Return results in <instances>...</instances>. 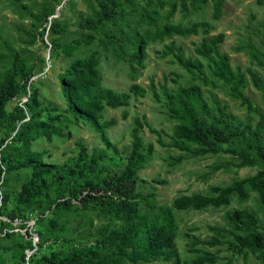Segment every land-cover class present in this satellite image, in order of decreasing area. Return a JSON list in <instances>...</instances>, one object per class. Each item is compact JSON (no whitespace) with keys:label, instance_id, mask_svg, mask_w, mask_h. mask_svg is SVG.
<instances>
[{"label":"rangeland","instance_id":"1","mask_svg":"<svg viewBox=\"0 0 264 264\" xmlns=\"http://www.w3.org/2000/svg\"><path fill=\"white\" fill-rule=\"evenodd\" d=\"M51 1L0 0V76L18 64H25L22 68H16V79L19 80V73L26 71L27 67L33 68L26 84L27 94L13 96L6 102L4 109L12 112L20 106L29 115L24 102L34 91L38 94V99L51 107H59L51 113L60 117L55 120V124L62 129L60 135H53L51 140H47L43 135L31 133L33 138L29 150L44 151V162L67 166L70 164L74 168L75 157L79 152H83L81 147L84 146V153L87 155L94 148L101 149L102 162L111 170L121 169L130 153V133L136 117L142 122L146 120L152 128L158 130L163 142L171 143L170 135L177 121L168 115L162 91L163 84H166L169 90L198 84L202 97L209 106L213 107L214 101H217L220 106L225 107L227 113L235 115L238 119L248 120L251 124L256 122L257 116L248 113L230 89L217 82L207 61L198 56L194 49L203 37L210 38L223 33L224 39L218 48L228 55L232 68L240 67L244 72L250 68L264 78V57L261 56L260 60H257L249 51V46H253L260 53H264V36L261 35L260 27L264 21V0H224L222 14L218 19L213 18L212 0L200 2L198 5H192L189 0H135L133 4L124 2L126 14H118L114 21L105 20L103 16L98 19V15L102 14L99 8L103 0H76L62 13L59 19L60 32L44 38L39 33V25L43 19V11L49 7ZM172 4L176 7L174 13L168 16ZM202 21L211 25L208 34L203 33L202 27L198 28L197 34H170L162 40L148 42L142 64H137L129 58L135 47L136 33L143 35L147 30L156 31L164 23L190 26ZM68 45L72 49L67 51L65 46ZM168 45L173 46V52L165 55L163 51ZM91 51L97 52L98 55L102 86L119 93L127 92L133 83L146 89L143 94H131L127 106L107 107L103 112L102 120L115 119V123L109 126L105 133L116 150L107 149L100 134L87 122H75L65 112L66 103L61 93L60 76L71 61L87 56ZM175 53H180L184 58L201 61L203 71L200 75L217 84H204L200 78L192 76L178 64ZM246 79L247 85L243 89L245 95L264 113L263 94L252 85L247 72ZM151 85H154L159 93V101L154 98ZM63 117H67L68 121L65 122ZM13 126L6 120L0 122V141H12L19 123L15 124V130H12ZM140 135L144 144L143 151L146 152L149 143L153 144V151L147 155L142 168L137 172L135 192L146 196L159 206L170 205L173 198L181 194H211V186L227 185L236 178L252 176L259 169L257 166H230L212 170L215 163L232 161L230 153L189 156L175 162L174 157L183 152L175 147L159 145L158 136L151 133L147 127L141 129ZM23 158L22 156L21 159ZM18 172H3L0 176V208L3 207L2 198L6 195L10 197L1 209L6 215L17 203L16 192L28 178L26 169L21 168ZM5 178L6 181L3 182ZM240 208L254 212L259 222H264V209L259 206L257 194L254 192L250 193L246 201L233 197L228 205L218 208L209 206L203 210H174L177 224L175 242L181 264H191L198 254L191 251L194 237L201 240L210 239L214 235V231L210 229L212 226L230 229L225 213ZM148 209L143 203L138 206L140 213ZM30 210L27 212V218L30 214L38 216L40 207L34 206ZM44 214L46 218L54 217L49 210ZM81 214L83 217L76 211L63 212L59 221L64 223L65 232L61 236L68 240L65 241L62 237L57 241L49 239L41 248H38L41 243L38 223L34 224L38 236L36 249L25 247L26 241H30L28 234L16 232L21 234L20 238V235L6 237L2 235L4 233H0V264H17L20 257L23 258V264H33V261H42V257L52 250H65L71 242L89 243L93 239L95 227L108 223V216H101L97 209L83 211ZM22 215L23 219H26V214ZM90 221L93 227L89 225ZM41 228L44 229L42 226ZM224 240L226 243L221 245L209 246L202 242L194 247L216 253L217 264H222L227 258L232 259V264H243L244 261L264 264L248 251L245 258L232 252L229 248L234 243L231 234L225 233ZM160 262L172 264V260Z\"/></svg>","mask_w":264,"mask_h":264},{"label":"trees","instance_id":"2","mask_svg":"<svg viewBox=\"0 0 264 264\" xmlns=\"http://www.w3.org/2000/svg\"><path fill=\"white\" fill-rule=\"evenodd\" d=\"M58 0H52L49 7L43 11V19L39 25V33L44 36L42 24L46 17L53 11L54 4ZM135 0H103L100 4L101 15L105 20L114 21L118 14L127 12L124 2L133 4ZM75 1L70 2L62 13ZM194 4L207 2V0H189ZM213 18L218 19L222 14L224 0H212ZM175 4L171 5L168 16L175 10ZM119 9V10H118ZM61 13V15H62ZM155 13V12H154ZM61 17V16H60ZM59 18L50 26L47 37L60 32ZM102 22V21H101ZM202 27L203 33H209L211 25L208 22L192 23L184 26L181 23H164L156 31L147 30L143 35L136 33L135 47L129 55L132 61L142 64L145 57L146 46L149 41L162 40L170 34L185 36L197 34ZM261 35L264 36V21L260 24ZM223 33L212 37H203L201 42L195 45V53L204 58L217 82L230 89L233 96L237 97L246 111L257 116L254 124L248 120H240L233 114L227 113L224 106L214 101L211 107L203 99L201 87L198 84L180 86L176 90H169L166 84L162 85V91L170 118L177 121L170 138L171 143L162 141L160 132L152 128L145 120L138 117L134 119L131 129V149L126 162L121 169L111 170L101 160L102 150L94 148L90 154L83 152L75 157V167L71 165H57L43 161L44 151H30L29 145L34 133L43 135L51 140L53 135H60L62 129L55 124L59 116L53 115L52 110L59 107L38 99L34 91L27 96L23 107L17 106L12 112H7L4 105L13 96L27 94L26 84L33 73L32 67H27L19 73L16 79V68H22L25 64L6 71L0 76V122L6 120L14 125L19 123L11 142L0 141V176L4 172H11L24 168L28 178L23 181L19 191L16 192L14 207L7 213L1 211L10 197L2 198L0 214L9 218L21 217L39 206L36 223L39 224L38 233L41 243L38 248L44 246L49 239L57 241L65 232L64 223H60L59 217L65 211L78 212L97 209L101 216H108V223L95 227L92 233L93 239L88 243L71 242L65 250H52L42 257V261H33V264H162L160 261H170L172 264H181L177 250L175 237L177 224L174 218V210H203L209 206L221 207L228 205L233 197L239 201L248 200L250 193L257 194L259 206L264 209V113L248 98L243 89L247 85L246 72L249 74L252 85L263 94L264 78L255 70L248 68L244 72L240 67L232 68L229 57L219 50L218 45L223 41ZM54 44V43H53ZM51 46V45H50ZM72 47L65 46V50ZM251 55L260 60L264 53H260L253 46H249ZM173 52V46L168 45L163 54ZM178 64L186 69L192 76L200 78L204 84H217L202 77L203 63L198 60L184 58L180 53H175ZM132 69L134 66L130 65ZM179 76V75H178ZM61 93L66 103L65 112L75 122L83 120L87 122L97 133L107 149L116 150L109 141L105 130L115 123V119L102 120L103 112L107 107L116 108L127 106L131 94H143L146 89L133 83L127 92H115L111 88L101 84L98 69L97 52L91 51L87 56L78 57L71 61L69 66L60 76ZM154 98L159 101L160 95L151 85ZM67 122L68 118L63 117ZM143 127H147L151 133H155L157 142L161 146L175 147L183 152L174 157L175 162H180L189 156H202L205 154L230 153L233 160L215 163L212 170L234 166H257V172L245 178H236L224 186H211V194L191 193L181 194L173 198L170 205H156L146 196L135 192V183L138 179L137 172L142 168L147 155L153 151V144L149 143L146 152L140 135ZM24 157L21 159V157ZM6 181V178L3 182ZM40 195H42L40 197ZM76 201V202H74ZM1 202V200H0ZM149 209L143 213L138 211L142 204ZM30 210V211H29ZM53 213L54 217L46 218L45 211ZM29 211V212H28ZM26 212V213H25ZM28 212V213H27ZM226 219L230 229L212 226L214 235L208 240L194 237L191 251L198 253L191 264H217V254L195 248L199 243L209 246L225 244L224 234H231L234 243L230 245L232 252H236L243 258L246 251L264 263V222L260 223L254 212L246 208L226 211ZM89 225L93 227L92 221ZM41 226L44 228L42 229ZM10 224L0 220V233L9 228ZM6 237L20 235L16 232L6 231L2 234ZM63 240L68 239L62 237ZM32 247L30 241H26L25 247ZM22 257L17 264L22 263ZM155 261L159 263H154ZM222 264H232V259L227 258ZM243 264H259L258 262Z\"/></svg>","mask_w":264,"mask_h":264},{"label":"built area","instance_id":"3","mask_svg":"<svg viewBox=\"0 0 264 264\" xmlns=\"http://www.w3.org/2000/svg\"><path fill=\"white\" fill-rule=\"evenodd\" d=\"M72 1H76V0H58L53 7V11L51 12V14H49L45 21L42 24V29H44V38H47L51 23L59 18L61 16L62 11L67 7V5L72 2ZM49 47H50V43ZM0 220L7 222L10 224L9 228L4 229L3 233H5L6 231L9 232H19L21 234H28V239L31 242L32 245V249H36L37 248V233L34 229V224L36 223V216H30L26 219H23L21 217H14V218H9L5 215H1L0 214Z\"/></svg>","mask_w":264,"mask_h":264}]
</instances>
